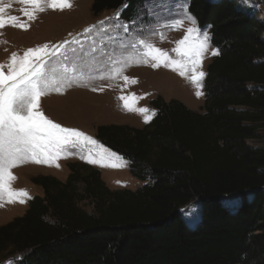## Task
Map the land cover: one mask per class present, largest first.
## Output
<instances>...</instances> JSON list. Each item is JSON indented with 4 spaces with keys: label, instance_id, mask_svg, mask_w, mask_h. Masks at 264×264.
Returning a JSON list of instances; mask_svg holds the SVG:
<instances>
[{
    "label": "trees",
    "instance_id": "obj_1",
    "mask_svg": "<svg viewBox=\"0 0 264 264\" xmlns=\"http://www.w3.org/2000/svg\"><path fill=\"white\" fill-rule=\"evenodd\" d=\"M144 1L93 0L92 12L123 7L132 21ZM188 2L219 49L202 109L158 96L142 127L99 125L96 139L146 183L111 189L84 162L65 180L33 176L43 195L0 225V253L18 264H264V18L238 0ZM196 201L189 224L180 210Z\"/></svg>",
    "mask_w": 264,
    "mask_h": 264
},
{
    "label": "rangeland",
    "instance_id": "obj_2",
    "mask_svg": "<svg viewBox=\"0 0 264 264\" xmlns=\"http://www.w3.org/2000/svg\"><path fill=\"white\" fill-rule=\"evenodd\" d=\"M238 2L241 7L257 11L259 16L264 18L263 0ZM92 3L93 0H71L72 6L63 10L45 5V11L37 13L34 20H29L23 14L24 9H30L29 5L22 4L19 0H0V6L9 5L4 12L5 17L15 15L21 22L30 25L27 30L11 25L0 29V63L6 64L14 52L22 55L28 48L44 44L51 48L61 45L64 41H71L70 44L64 45L66 56L61 57L60 62L50 65L48 71L55 70L62 74L63 62L67 65L69 74L75 69V79L71 87L62 89V94L52 92L42 96L40 110L53 122L65 128L77 129L98 142L90 149H81L72 155L63 154L51 165L28 162L13 168L12 173L16 179L12 187L26 190L30 198H25V203H9L5 200L0 206V225L23 215L29 200L35 195H43V189L31 181L33 176L45 174L65 180L71 162H84L99 169L102 179L111 189H138L146 182L141 183L142 180L130 173L126 159L96 139L97 127L101 124L144 126L147 123L145 116H151L152 119V113L156 114V109L150 105V101L158 96H162L166 101L179 99L198 111L203 107L204 79V94L198 97L197 87L186 77L179 75L178 71L171 67H152L155 61L151 60L148 63L139 62V47H131L140 39H144L167 51L172 58H177V53L173 51L177 47L176 42L187 34L189 27H196L211 37L209 26L200 28L196 19L193 25L184 17L182 5L185 0H146L136 10L132 21L121 17L123 7L94 15ZM188 4L189 2L187 12ZM181 19L182 26L166 27ZM101 21L104 23L101 24ZM121 24L127 25V31L118 26ZM93 25L96 27L90 33L84 31ZM214 50L216 48L210 43L201 69L205 73L214 56ZM114 60H126L129 66L125 67L120 75L101 79V76H107ZM125 76L129 78L127 81L123 78ZM125 104H128L131 110L126 108ZM141 108L149 111L141 113L138 111ZM89 151L91 156L88 155ZM113 153L115 155H112ZM97 154L104 155L105 159L100 161ZM82 156L85 158L82 159ZM89 159H96L97 162L89 163ZM56 164H59V167ZM226 203L235 205L237 200L227 199ZM84 207L91 209L87 204ZM180 212L189 224H194L200 217L201 207L196 201L182 208ZM18 261L19 256L12 255L9 251L0 253V264H18Z\"/></svg>",
    "mask_w": 264,
    "mask_h": 264
},
{
    "label": "snow or ice",
    "instance_id": "obj_3",
    "mask_svg": "<svg viewBox=\"0 0 264 264\" xmlns=\"http://www.w3.org/2000/svg\"><path fill=\"white\" fill-rule=\"evenodd\" d=\"M19 2L30 6V9L26 8L23 11L24 16L29 20H34L37 13L45 11V5L60 10L72 6L71 0H19ZM187 3L188 0H185L182 5L184 17L195 25V17L187 12ZM7 7L9 5L0 6V29L11 25L27 30L30 26L27 22H21L15 15L4 16ZM124 7L127 8L128 5L125 4ZM177 25L182 26L183 19L175 20L166 27L175 28ZM118 26L127 31V25ZM95 27L93 25L84 31L90 33ZM186 31L187 34L176 42L177 47L173 50L177 53V58H172L167 51L155 47L144 39H140L131 47H139V62L148 63L151 60L155 61L152 67H171L178 71L179 75L186 77L197 87L196 95L199 97L204 94L202 89L206 73L201 69L205 53L210 47L211 37L196 27H189ZM70 43L71 41H64L61 45L51 48L48 44H44L28 48L22 55L14 52L6 64L0 63V206L5 200L9 203H25V198H30L26 190L12 187L16 179L12 173L13 168L28 162L51 165L63 154L72 155L75 151L90 149L92 145L98 143L77 129L65 128L53 122L40 110L42 96L52 92L62 94V89L71 87L75 79V69L69 74L67 65L63 62H61L62 74L55 70L48 71L50 65L60 62V58L66 56L63 48ZM212 55H219V49L214 50ZM127 66L129 64L126 60H114L107 76L100 78L120 75ZM123 78L125 81L129 79L126 76ZM125 107L131 110L128 104H125ZM138 111L147 113L149 110L141 108ZM152 115L155 113L153 112ZM150 119L151 116H145V122H149ZM88 155H92L91 151ZM97 155L100 161L105 159L104 155ZM96 162V159H89V163ZM56 166L59 167V164ZM102 166L118 165L102 164Z\"/></svg>",
    "mask_w": 264,
    "mask_h": 264
},
{
    "label": "crops",
    "instance_id": "obj_4",
    "mask_svg": "<svg viewBox=\"0 0 264 264\" xmlns=\"http://www.w3.org/2000/svg\"><path fill=\"white\" fill-rule=\"evenodd\" d=\"M204 72H205V71H204ZM206 73H207V70H206ZM204 79H205V77H204ZM141 183H143V181H142ZM141 183H140V184H141ZM143 185H144V183H143V184H141L140 186H143ZM138 188H139V187H138Z\"/></svg>",
    "mask_w": 264,
    "mask_h": 264
},
{
    "label": "water",
    "instance_id": "obj_5",
    "mask_svg": "<svg viewBox=\"0 0 264 264\" xmlns=\"http://www.w3.org/2000/svg\"><path fill=\"white\" fill-rule=\"evenodd\" d=\"M264 1V0H263Z\"/></svg>",
    "mask_w": 264,
    "mask_h": 264
}]
</instances>
